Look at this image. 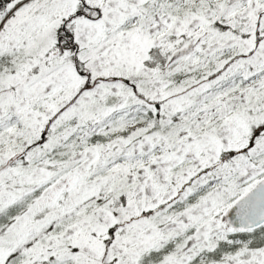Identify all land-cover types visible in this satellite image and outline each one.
I'll use <instances>...</instances> for the list:
<instances>
[{"label":"snow or ice","instance_id":"1","mask_svg":"<svg viewBox=\"0 0 264 264\" xmlns=\"http://www.w3.org/2000/svg\"><path fill=\"white\" fill-rule=\"evenodd\" d=\"M0 264H264V0H0Z\"/></svg>","mask_w":264,"mask_h":264}]
</instances>
